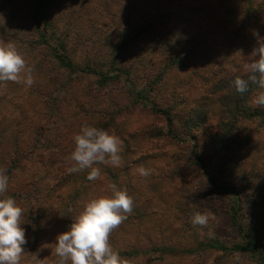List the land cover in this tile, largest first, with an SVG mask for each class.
<instances>
[{"label": "rangeland", "instance_id": "rangeland-1", "mask_svg": "<svg viewBox=\"0 0 264 264\" xmlns=\"http://www.w3.org/2000/svg\"><path fill=\"white\" fill-rule=\"evenodd\" d=\"M144 1L140 0L141 3ZM141 3H137V6ZM35 4L36 0H13L12 3L0 0V39L14 43L29 65L38 61L36 57L43 58L46 50H41L43 54L38 50H30L32 36L26 33L29 43L15 42L9 34L16 30L13 24L20 26L31 16ZM125 6L126 2L122 0H62L58 7L52 9L58 21L57 35L65 37L64 28H68L69 36L65 37L69 41L68 53L77 64L83 62L86 52L94 46L93 41L99 37L100 41L97 42H100L102 52L108 51L105 32L115 33L119 30ZM75 16L80 19L76 20ZM254 28L253 24L250 30H240L238 20L223 18L219 21L213 17L209 19L193 15L177 29L173 45L183 61L163 74L164 78L159 81L161 86L154 91L151 100L163 108H172L174 118L177 117L172 129L178 130L174 134L185 144H177L167 136L156 137L157 132H167L168 122L165 115L151 110V102L143 101L132 109L131 114L119 115L118 121L112 122L108 131L123 141V164L120 167L96 165L101 168V178L98 180L82 182L84 180L81 178L86 171L73 173L71 178L67 177L69 185L61 188L60 178L70 174L67 171L70 166L62 174L60 171L59 175L57 168L40 166L37 163L43 160L42 157L48 160L49 152L45 150L34 153L30 160L25 159L28 161L19 167L14 182H38V194L29 208L38 211L43 218L39 229L36 223L31 227L30 246L34 249L29 251L24 248L27 251L22 256L21 264H38V261L56 264L58 257L54 247L57 235L68 230L72 222L70 219H74L87 201L110 195V184L127 189L128 194L134 198L133 212L110 235V243L119 253L124 250L132 255L136 251L139 253L130 257L121 255L131 264H258L242 252L222 255L215 249L200 247L199 244L219 237L227 246L236 250L240 248L236 244L241 241L239 229H232L226 217L233 198L218 195L214 191L225 180V172L220 175V166L228 160L231 161L229 177L238 180L242 176L250 181L242 196L246 207L245 223L252 227L254 233L258 234L259 230L264 233V129L259 131L251 121L242 124L236 135L239 144L221 156H218L213 143L219 134L215 127L218 118L216 111L206 127L192 135L183 130L186 128L184 119L190 109L195 106V102L207 96V82L214 77L210 75L220 74L221 70L217 71L220 67L228 68L232 73L245 72L243 65L256 46ZM49 42L55 46L53 40ZM151 70L159 71L158 66ZM33 75L35 81L38 80L36 70ZM76 77V82L71 85L75 92L88 86L87 83L94 84L97 79L94 76ZM109 86V96H116V101L125 98L120 93L124 83L114 82ZM28 88L12 82L4 85L0 97V136L5 142L19 131L21 125H28L29 133L34 130L33 127L30 130V125L39 117L41 108L30 93L34 84ZM45 126L52 127V122L46 121ZM150 133L154 135L149 136ZM23 138L26 141L29 136ZM194 145L198 146L197 158L201 162L193 160ZM140 166L150 169L151 175L140 176L137 171ZM109 170L116 178L107 173ZM207 173L210 176H206ZM241 186L242 183L239 184ZM77 187H82V196L77 205L67 208L70 199L68 195ZM27 200V194H23L21 203ZM254 200L257 203H251ZM248 205H251L249 212ZM198 211L211 212L215 219H210L205 228L193 226L191 218ZM34 218L36 222L37 213H34ZM261 244L263 247L258 245V248L264 250V242Z\"/></svg>", "mask_w": 264, "mask_h": 264}, {"label": "trees", "instance_id": "trees-1", "mask_svg": "<svg viewBox=\"0 0 264 264\" xmlns=\"http://www.w3.org/2000/svg\"><path fill=\"white\" fill-rule=\"evenodd\" d=\"M4 1L12 3L13 0ZM61 1L36 0L31 16L20 26L17 23L13 24L12 27H16V30L9 34L15 42L29 43L26 34L32 36L30 50L33 52L38 50L41 54H43L41 50H46L43 58L36 57L38 61L30 63L38 73V80L35 81L34 89L30 93L35 97L34 99H37L41 108L39 117H36L30 125V130L32 127L34 130L29 133L28 125H21L19 131L6 140L7 143L0 136V168L7 169L9 176V186L4 195L13 197L24 209L21 226L25 229L27 244L23 247L29 251L34 249L30 246L31 227L36 223L39 229L43 215L29 208L34 204V199L38 194V182L36 180L27 183L14 182L15 174L23 163L30 160L34 153L45 150L49 152L48 160L42 157L43 160L37 164L47 168H57L58 175L60 171L62 174L67 166H71L66 158L74 150L73 138L80 132L82 125L86 123L109 130L113 125L112 122L118 121L119 115L131 114L132 109L141 105L143 101L151 102L153 105L151 110L165 115L168 122L167 132H157L156 137L165 138L167 136L177 144H185V141L174 134V132L177 134L178 130L172 129L177 120V117L174 118L172 114V108H163L151 100L154 91L161 86L159 81L164 78L163 74H167L171 67L183 61L180 54L175 52L173 45L177 29L187 21V18L189 20V17L197 15L209 19L213 17L219 21L223 18L238 20L240 30L244 28L250 30L254 24V29L264 36V0H204L203 2L202 0H145L143 3L140 0H122L126 2V6L123 7L125 15L121 16L122 25L115 33L105 32V42L109 45L106 46L108 51L102 52L100 42H97L100 41V37L97 38L93 41L94 46L90 47L88 53L86 52L81 65L77 64L72 55L68 53L69 41L65 38L69 36L68 28H64L65 37L57 35L58 21L52 9L58 7ZM137 3L141 4L137 6ZM78 18L75 16L76 20ZM51 40L54 41L55 46L50 44ZM155 66H158L159 71L151 70ZM220 70V74L210 75L214 77L207 82L209 84L205 90L207 96L195 102V106L190 109L188 116L184 119L186 128H183L188 135H192L200 128L206 127L211 115L216 111L218 118L215 120V127L218 128L219 134L214 138L213 143L218 156L239 144L236 135L242 124L251 121L259 131L264 129V109L255 107L251 102L257 91L256 87L250 85V90L241 95L231 83L237 76L247 79L248 73H232L228 68L222 67L217 71ZM77 75L94 76L97 79L94 84L88 81L90 82L87 83L88 86L79 88L75 92L71 89V85L76 82ZM114 82L124 83L123 87L120 86L122 88L119 92L125 98H118L116 101V96L108 95L109 85ZM4 85L0 83V97H2ZM62 91H64L63 94L55 95ZM13 118L16 119L15 116ZM49 120L52 122L50 128L45 126V122ZM178 122H181V119H178ZM25 135L29 136L26 141L23 138ZM150 135L154 134L150 133ZM197 156L198 146L194 145L193 160L201 162ZM25 159L28 160L25 161ZM230 164L231 161L228 160L220 166V175L225 172V180L221 181L222 185L214 191L218 195L233 198L226 217L232 229L235 231L239 229L241 241L236 244L240 245V248L236 250V248L227 246L226 242L221 241L219 237H214L204 243L200 242L199 245L215 249L222 255L242 252L258 264H264V250L258 248V245L262 246L261 243L264 242V233L260 230L258 234L254 233L252 227L245 223L246 218H244L246 207L243 205L242 196L250 181L242 176L238 180L229 177ZM107 173L116 178L110 170ZM72 174L60 178L61 188L69 185V178ZM81 180H84L82 182L89 181L87 171ZM82 191V187H77L72 194L68 195L70 199L66 204L67 208L77 205ZM44 192L47 193V191ZM23 194H27L28 200L25 203H21ZM251 203L257 202L254 200ZM250 206L248 205V212ZM34 213L38 214L36 222ZM126 251L124 250L120 255L130 257L139 254L136 251L132 255L133 253Z\"/></svg>", "mask_w": 264, "mask_h": 264}, {"label": "clouds", "instance_id": "clouds-1", "mask_svg": "<svg viewBox=\"0 0 264 264\" xmlns=\"http://www.w3.org/2000/svg\"><path fill=\"white\" fill-rule=\"evenodd\" d=\"M256 46L243 65L247 79L240 76L231 82L243 95L250 85L257 89L252 105L264 109V36L253 30ZM34 66L29 65L24 55L12 42L0 39V83L12 82L31 87L35 83ZM74 150L66 158L71 166L67 171H87V179L101 178V168L96 165L120 167L123 164V141L113 132L84 124L74 136ZM142 177L151 175L143 166L137 169ZM9 186L7 169L0 168V264H21L27 244L22 216L24 209L11 196H5ZM110 195L98 196L87 201L82 210L72 219L67 231L57 235L54 253L56 264H131L110 243L111 233L133 212L134 198L127 189L110 184ZM215 216L211 212H195L191 218L193 226L205 228ZM38 264H43L38 261Z\"/></svg>", "mask_w": 264, "mask_h": 264}]
</instances>
